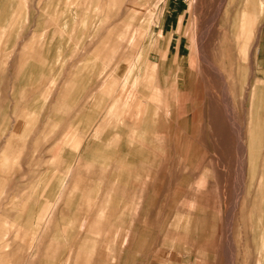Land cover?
<instances>
[{
	"label": "rangeland",
	"instance_id": "obj_1",
	"mask_svg": "<svg viewBox=\"0 0 264 264\" xmlns=\"http://www.w3.org/2000/svg\"><path fill=\"white\" fill-rule=\"evenodd\" d=\"M0 264H264V0H0Z\"/></svg>",
	"mask_w": 264,
	"mask_h": 264
},
{
	"label": "bare ground",
	"instance_id": "obj_2",
	"mask_svg": "<svg viewBox=\"0 0 264 264\" xmlns=\"http://www.w3.org/2000/svg\"><path fill=\"white\" fill-rule=\"evenodd\" d=\"M157 6V5H156ZM150 17V16H149ZM152 17V16H151Z\"/></svg>",
	"mask_w": 264,
	"mask_h": 264
}]
</instances>
